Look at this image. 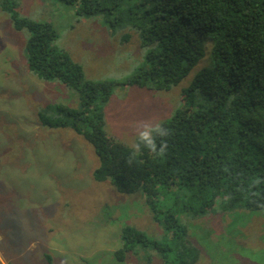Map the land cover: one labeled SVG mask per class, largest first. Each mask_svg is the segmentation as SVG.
Wrapping results in <instances>:
<instances>
[{"label":"trees","instance_id":"trees-1","mask_svg":"<svg viewBox=\"0 0 264 264\" xmlns=\"http://www.w3.org/2000/svg\"><path fill=\"white\" fill-rule=\"evenodd\" d=\"M62 1L80 15H101L114 28H135L149 48L124 81L93 80L55 44L52 22L17 16L8 0H0L16 28L30 30L26 69L77 94L78 105L54 104L62 117L49 119L41 111L42 124L70 126L82 135L100 161L94 179L109 180L120 192L141 191L152 216H160L170 233L164 244L124 224L118 260L156 244L161 264H196L201 248L180 210L264 211V0ZM196 65L186 102L137 146L108 134L100 105L116 86L167 89ZM163 194L172 200L165 208L158 206Z\"/></svg>","mask_w":264,"mask_h":264},{"label":"rangeland","instance_id":"rangeland-1","mask_svg":"<svg viewBox=\"0 0 264 264\" xmlns=\"http://www.w3.org/2000/svg\"><path fill=\"white\" fill-rule=\"evenodd\" d=\"M17 16L50 21L55 44L83 64L93 80L124 81L149 48L135 28H114L101 15H80L62 0H8ZM0 5V264H161L151 244L116 258L124 224L167 243L170 233L152 216L141 191L120 192L97 181L94 147L70 126L42 124L62 117L57 102L78 105L76 92L26 69L30 30L17 29ZM129 32V36L126 33ZM198 65V64H197ZM195 66L167 89L118 85L101 103L106 131L130 146L186 102ZM158 206L172 202L159 197ZM201 248L196 264H264V211L180 210ZM51 257L48 260L46 255Z\"/></svg>","mask_w":264,"mask_h":264}]
</instances>
